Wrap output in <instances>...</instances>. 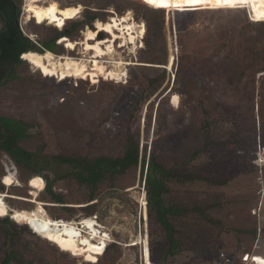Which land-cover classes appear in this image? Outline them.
Returning a JSON list of instances; mask_svg holds the SVG:
<instances>
[{
  "label": "rangeland",
  "instance_id": "374dc122",
  "mask_svg": "<svg viewBox=\"0 0 264 264\" xmlns=\"http://www.w3.org/2000/svg\"><path fill=\"white\" fill-rule=\"evenodd\" d=\"M20 1L22 26L31 18H35L34 23L45 21L44 26L32 28L39 32V35L49 34L48 24L62 27L66 20L79 16L83 8L82 4L65 5L80 0ZM60 2L65 6H60ZM124 2L125 0H114L107 7L111 12L116 10L117 14L105 17V21L100 20V23L107 27L123 29V46H119L120 39L116 42L109 39L99 43L96 50L91 48L90 52H87V48L91 46L85 44V36L92 29L86 27L79 32V40L70 41L67 45L58 41L57 46L65 49L63 56H57L48 50L42 54L30 53L25 58L30 63L31 71L38 69L41 72V82L33 84L18 80L1 87L0 113L23 118L34 116L39 133L31 143L44 139L47 141L48 150H72L70 146L63 147L60 143L58 133L63 129L68 130L75 140L85 137L84 147L115 144L126 129L134 99L146 88L144 94H147V97L143 99L139 110L141 145L147 141L148 150L155 148L160 161L173 164L203 144L202 123L205 118L214 122L211 124V130L218 145L201 154L191 165L217 180H225V184L213 186L199 181L189 189L200 198L217 197L222 206L219 211L214 210L213 214L220 219L222 226L243 229L246 232L227 233L218 225L211 226L196 220H175L178 229L176 236L181 240V252L176 256L164 258L168 248L165 234L157 226L151 229L139 168L132 169L114 182L116 188L128 191L130 196L139 202L137 212L133 215L127 213V210L118 211L121 209L120 204H110L109 213H103V220L98 221L102 229L109 234L107 236L101 233L100 226H97L92 218L96 216L95 213L98 214L94 208L91 210L90 207L76 205L80 208L74 207L71 213L62 215L68 220L52 219L61 212L54 206H49L46 210L43 208L41 200L47 198L43 199L42 195H39V190L43 187L42 179L35 177L25 185L20 179L17 167L4 155L1 157L4 173L1 182L6 187L0 193V215L8 213V205L13 209H22L13 210L12 217L19 222L28 223L42 237L59 247L57 250L45 240L26 234L24 238L33 243L29 256L31 255L37 264H93L110 241L117 242L119 246L111 250L118 253L114 264H158L163 259L164 264H264V255H261L264 254L263 238H253L248 232L256 224L264 222V110L259 111L256 105L253 113L250 110L251 99L246 91L234 87L238 82L240 69L243 70L238 63L232 62L238 56L230 52L231 59L223 61L216 58L210 68L206 66L205 57L211 52L208 43L215 41L219 34L214 33L211 27H200L212 21L237 23L238 20L242 21L244 16H248V9L217 3V0L189 3L188 6L196 5L197 9H219L221 6L231 9H224L225 11L217 17L202 16L193 23L190 32L184 34L187 55H184L182 60L181 57H176L175 64L166 68L163 76L162 68L139 66L135 63L138 50L146 48L141 38L145 25L141 17L135 16L133 9L123 12L121 8L116 7ZM47 4H51L50 8L54 9V14L49 13ZM174 5V1L170 0V7L164 12L165 24L170 20L172 28L171 35L167 37L162 48L167 50V54L173 52L177 56L179 50L174 20L178 16ZM40 6L46 9L41 11ZM90 6L94 8L95 5L90 3ZM127 7L130 8L129 4ZM179 19L184 20L186 17ZM93 26L98 28L95 23ZM30 37L35 38V35L30 34ZM233 42L230 40L229 44L232 45ZM66 46L74 51L68 52ZM72 47L74 49H71ZM104 47L115 49L111 55L103 57L99 54ZM205 47L207 49L201 55L198 51ZM234 48L238 47L235 45ZM80 59L84 61L80 62ZM89 65L94 67L90 69ZM77 66L81 69L87 67L88 72L79 71ZM106 69H111L110 76L113 77L117 70L120 71L119 78L102 74ZM176 70H180V74H176ZM18 73L23 76L26 67L19 68ZM230 76L232 84L229 82ZM151 78L155 79L152 84ZM248 78H252L250 71L246 73V79ZM261 78L260 74L256 75L255 87L259 86L258 81ZM149 84L151 85L148 87ZM170 88L172 91L166 95ZM76 92L79 95L102 94L103 97L98 99L91 112L85 114L57 112V105L62 99L69 98ZM164 95L165 98L161 100ZM257 100L259 99L254 96V103ZM159 103L170 129L163 135L153 137L155 113ZM151 111V128L146 140L145 116ZM86 121L92 124L87 129ZM93 140L96 141L92 143ZM76 146L81 147L79 143ZM61 184L65 188L70 183ZM184 187L177 186V192L173 193L178 195ZM69 188L72 191L66 199L68 202L87 203L86 190L72 182ZM91 211V217H83ZM80 219L82 221L77 222ZM257 251L260 254H256Z\"/></svg>",
  "mask_w": 264,
  "mask_h": 264
},
{
  "label": "trees",
  "instance_id": "16d2710c",
  "mask_svg": "<svg viewBox=\"0 0 264 264\" xmlns=\"http://www.w3.org/2000/svg\"><path fill=\"white\" fill-rule=\"evenodd\" d=\"M113 1L80 0L74 2V4L69 2L65 5H83L79 16L66 20L60 28L48 24L50 27L49 34L39 35V32L34 31L32 28L42 27L44 22L34 23V19L31 18L27 20L24 26L21 25L20 0H0V88L18 80L33 84L41 82V72L38 69L34 72L31 71L29 68L30 63L25 57L30 53L42 54L47 50L58 56H63L65 49L57 46L58 41L64 42V44L70 41H77L79 40V32L86 27L92 29L86 34L88 42L95 43L109 39L116 42L117 39H120L119 46H123L125 40L123 29H116L112 26L107 27L100 23V20L105 21V17L117 14L116 10L111 12L107 7ZM173 1L175 4L174 11L178 16L174 20L179 50L177 56L173 52L167 54V50L162 48V45L166 44L167 37L171 35L172 22L169 20L165 24L164 18L165 10L170 7V0H153L151 3L148 0H125L124 3L116 5L123 12L126 9H133L135 16L137 18L141 17L145 25L142 39L146 48L138 50V58H136L135 63H138L139 66L162 68L163 76L166 68L175 64L176 57H181L182 60L183 56L187 55L188 51L184 34L190 32L193 23H196L202 16L217 17L225 11L224 9L227 11L231 9L223 6L219 9H197L196 5L188 6L189 3H192L189 0ZM90 3L95 5L94 8L90 6ZM59 4L60 6H65L61 2ZM127 4H129L130 8L127 7ZM50 6L51 4H47V9L49 13H53L54 9L50 8ZM235 6L252 10L251 18L248 9V16H244L242 21L238 20L237 23L229 24L228 22L212 21L213 23L207 22V24L200 26L201 28L211 27L214 33L219 34L215 41L212 40L208 43L211 47V52L205 57L204 63L207 60L206 66L210 68L214 62L213 59L217 58L218 60L227 61V58L231 59L232 54L238 56L232 62L238 63L243 70L240 69L238 82L234 84V87L244 92L246 91L247 96L251 99L250 110L254 113L256 105L259 111L264 110V0H247L246 3H236ZM39 9L42 11L46 8L40 6ZM180 17H186V19L181 20L179 19ZM94 23L98 28H94ZM30 34L35 35V38L30 37ZM63 38L66 39L64 40ZM230 40L234 41L232 45L229 44ZM235 45L238 47L237 49L234 48ZM66 47L68 52L74 51L69 50L68 46ZM205 49L207 47L200 49L198 52L203 55ZM71 56L76 58L74 55ZM146 64L153 66H147ZM182 66L184 65L182 64ZM24 67H26V73L20 76L18 69ZM180 70H176V74H180ZM249 71L251 72L252 80L246 79V73ZM257 74H260L262 78L258 81L259 86L255 87ZM150 80L151 84L155 81L154 78ZM229 82L233 83L231 76ZM118 83L120 82H116V84ZM145 89H143L142 94L138 98L134 99L132 110L128 114L126 129L115 144L84 147L86 145L85 137H78L75 140L68 130L63 129L58 133L60 143L63 147L65 145L70 146L72 150L66 152L48 150L47 141L44 139L34 144L31 143L39 133L38 123L34 116L23 118L0 113V193L6 187L1 182V177L4 176L1 157L4 155L17 167L20 179L25 185L35 177L42 179L43 187L39 190V195L41 194L43 199L47 198V200H41L43 201V208L46 210L49 206H54L61 212L60 215L54 216L52 219L68 220L62 215L68 212L71 213L74 207L80 208L76 205H83L81 207H90L91 210L94 208L98 212V214L95 213L98 221H101L103 220V213L105 215L109 213V205L113 202L121 205V209L118 211L127 210V213H132L133 215L137 212L139 202L131 197L128 191L116 188L114 182L132 169L139 168L141 183L143 182L146 193L147 215L149 216L151 229L153 226H157L165 234L168 248L164 253V258L176 256L181 252V240L176 236L178 229L176 228L175 220H196L211 226L218 225L227 233L246 232L243 229L222 226L220 219L213 214L214 210L217 212L222 206L221 201L217 197L200 198L189 189L191 185L199 181L207 182L213 186L225 184V180H217L191 165L201 154L208 152L216 144L218 145L212 135L211 124L214 122L206 118L203 121L204 142L200 147L173 164L164 163L159 160L155 148L148 150L147 141L141 145L139 110H141L143 99L147 97V94H144ZM171 91L172 88L167 91L166 95ZM254 96L259 99L256 103H254ZM102 97V94L88 95L84 93L79 95L76 92L73 96L62 99L63 102L61 101L57 105V112L74 115L85 114L91 112L96 103H98V99ZM166 99L168 100L169 98L167 97ZM151 118L152 111L145 116L146 140L151 128ZM91 125L90 121L85 122L86 129ZM255 125V117H253L254 128ZM169 129L170 127L167 126L162 112V106L159 103L155 113L153 137L163 135ZM78 143L81 147L76 146ZM62 182L70 184L63 188L61 186ZM71 182L87 191V203L78 204L77 202H68L66 200L71 195L70 191L72 190L69 188ZM177 186L185 187L183 191L175 195L173 192H177ZM8 207V213L0 215V264H37L31 255L29 256L33 243L25 239L26 234L43 239L49 245L59 249L56 244L42 237L28 223L19 222L12 217L13 210L22 209H13L9 205ZM91 214H93L92 211L83 215V217H91ZM258 224L248 230V232L252 234L253 238L259 239L261 237L264 241V222ZM118 247L117 242L110 241L93 264H114L116 261L115 256L118 253H114L111 250ZM60 251L67 252L64 250ZM256 254L260 253L257 251ZM261 255L264 254L261 253ZM158 264H164V259Z\"/></svg>",
  "mask_w": 264,
  "mask_h": 264
},
{
  "label": "bare ground",
  "instance_id": "6f19581e",
  "mask_svg": "<svg viewBox=\"0 0 264 264\" xmlns=\"http://www.w3.org/2000/svg\"><path fill=\"white\" fill-rule=\"evenodd\" d=\"M249 9V8H248ZM112 12H114V11H112ZM249 12H250V15L252 16V10H250L249 9ZM252 18H254V17H252ZM33 19H35V18H33ZM45 22V21H44ZM143 36H141V38H142ZM64 40L66 39V38H63ZM103 41H105V40H101V41H97V42H95V43H90V42H88L87 41V39H86V36H85V44L86 45H88V46H91V47H88L87 48V52H90V49L91 48H95L94 50H96V47L98 46V44L99 43H103ZM65 45H67V44H65ZM69 47H70V45H68ZM105 49H103V50H101V54H99L100 56H107V55H111L112 53H113V51H114V49H115V47H109V48H107V47H104ZM71 49H74V47H72ZM58 56V55H57ZM99 58H101V57H99ZM95 59H97V57H95ZM86 60V59H85ZM80 62L82 61H84V59H80L79 60ZM90 62V61H89ZM88 65V64H87ZM94 67V65L91 67L90 65L88 66V68H93ZM77 68H78V70L79 71H84V70H88V68L87 67H85V68H79V66H77ZM107 71L105 72V73H103L102 72V74H106L107 76H109V77H113V75H111L110 76V74L112 73L110 70L111 69H106ZM88 72V71H87ZM120 71H116V74L114 75V77L113 78H115V77H118L119 75H120ZM122 75V74H121ZM95 77H97V74H95L94 75ZM119 78V77H118ZM248 255V254H247ZM246 257H248V256H246ZM247 260V259H246Z\"/></svg>",
  "mask_w": 264,
  "mask_h": 264
},
{
  "label": "snow or ice",
  "instance_id": "6c2138e0",
  "mask_svg": "<svg viewBox=\"0 0 264 264\" xmlns=\"http://www.w3.org/2000/svg\"><path fill=\"white\" fill-rule=\"evenodd\" d=\"M149 3L153 2V0H148ZM189 2L197 3L200 2V0H189ZM247 0H217V3H223L228 5H235L236 3H246Z\"/></svg>",
  "mask_w": 264,
  "mask_h": 264
},
{
  "label": "built area",
  "instance_id": "2783aa9c",
  "mask_svg": "<svg viewBox=\"0 0 264 264\" xmlns=\"http://www.w3.org/2000/svg\"><path fill=\"white\" fill-rule=\"evenodd\" d=\"M249 16H250V13H249ZM250 18H251V16H250ZM92 218L95 220L96 225H97V226H100L101 233H102V234H106V235L108 236L109 234L106 233L105 230L102 229V225L98 222L97 217H96V216H93ZM81 221H82V220L80 219V220H78L77 222H81ZM105 240L107 241V239H105Z\"/></svg>",
  "mask_w": 264,
  "mask_h": 264
}]
</instances>
